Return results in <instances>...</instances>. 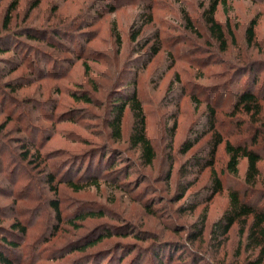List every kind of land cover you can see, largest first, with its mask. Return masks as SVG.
I'll list each match as a JSON object with an SVG mask.
<instances>
[{"label":"rangeland","instance_id":"rangeland-1","mask_svg":"<svg viewBox=\"0 0 264 264\" xmlns=\"http://www.w3.org/2000/svg\"><path fill=\"white\" fill-rule=\"evenodd\" d=\"M13 1L0 0V32L18 36L0 42L1 48H10L0 58L12 57L0 63V226L10 228L20 222L27 234L10 238L21 248L5 250L7 257L16 264H73L76 260L89 264L84 255L96 247L86 253L65 248L96 225L128 223L166 241L164 245H174L171 264H181L179 257L188 260L191 252L212 260H255L258 251L241 246L238 227L222 246L208 243L211 225L228 207V191L243 189L247 161L242 160L237 179L224 175V190L213 198L211 169L204 164L194 170L190 167L199 158L205 163L211 159L213 132L201 134L209 105L217 106L215 131L225 140L243 142L248 129L252 134V129L257 132L264 127V111L254 126L249 120L227 114L235 102V92L245 90L248 73L242 71L232 85L225 86L241 65L264 62V0H227V10L219 7L215 18L230 43L227 52H222L210 35L204 16L209 0H18L10 24L4 28ZM150 15L152 22L145 24ZM253 20L257 23L255 40L248 46L246 31ZM139 28L142 32L134 41L132 34ZM58 32V47H53V36ZM43 69L44 79L30 77ZM252 76L264 81V67L258 66ZM8 81H12V88L6 87ZM256 87L257 92L264 84ZM84 93L91 97V103L81 99ZM133 93L141 102L146 136L156 152L150 166L142 159L140 147L130 144L134 115L129 105L123 116L121 141L112 137L108 126L113 100ZM262 104L264 109V101ZM26 135L27 145L31 143L41 152L32 162L33 148H28L27 160L22 152ZM188 137L200 140L191 151L182 153ZM103 145L119 149L109 158L116 163L114 171L109 164H100L98 151ZM260 148L264 154V141ZM228 159L222 144L214 165L218 174L226 170ZM38 162L42 163L40 168ZM186 167L192 172L189 176L184 174ZM85 168L93 176L86 177ZM260 168L256 187L262 189L264 160ZM48 173L57 177L56 198L66 216L57 233L53 232L55 214L47 200L53 197L46 183ZM62 176L84 182L100 177V181L97 185L86 183L88 187L75 192L60 182ZM189 182L193 186L179 201ZM80 208L83 213L85 209H100L106 215L69 224V216ZM204 215L206 233L203 238L190 239L187 230ZM182 227L187 230L182 231ZM114 241L116 237L98 247H109ZM125 257L127 254L120 255L124 261ZM151 257L144 256L139 264H151Z\"/></svg>","mask_w":264,"mask_h":264},{"label":"trees","instance_id":"trees-1","mask_svg":"<svg viewBox=\"0 0 264 264\" xmlns=\"http://www.w3.org/2000/svg\"><path fill=\"white\" fill-rule=\"evenodd\" d=\"M19 4L18 0H14L9 8L7 9V13L4 18L3 26L4 28H7L11 21V15L16 10L17 6ZM38 5H35L37 7ZM222 6L223 9L227 10V0H209V6L205 10L204 16L206 18V22L209 27L210 35L217 41V43L220 45L222 52H227L230 43H228L226 32L224 31V28L221 23H219L216 20V14L219 10V7ZM34 7V8H35ZM149 8V7H148ZM152 17L151 15L148 17V20L146 23H151ZM256 21L253 20L246 31V39L248 46H251L255 40V28H256ZM57 30V29H56ZM26 31L30 35L31 38H33V34L30 33L29 28H26ZM60 32V31H59ZM59 32L54 34L53 41L54 45L56 46L55 40H59ZM114 32H117V28L114 29ZM142 32V28L136 29V31L132 34V38L134 41L138 39ZM230 35L232 33L230 32ZM23 36V35H22ZM233 36V35H232ZM59 37V38H58ZM13 38L17 39L18 36L16 34L12 33H1L0 32V42L4 40H14ZM116 38L120 41L121 37L119 34L116 35ZM144 48V47H143ZM157 49V48H155ZM9 49L1 48L0 47V54H5L9 52ZM159 50V49H157ZM159 51L155 50L154 54H158ZM37 57H41L37 54ZM11 58V59H10ZM12 57L7 58H0V63L2 62H8L11 61ZM52 64V68L55 69V66L57 65L55 60H50ZM83 65L87 71L90 70L89 65L86 63V61H83ZM258 66L264 67L263 61H250L246 65H241L237 70H235V75L232 80L229 81V83L225 84L226 87L229 85H232L235 80L238 78L239 74L242 71H245L248 73L249 77L245 81L244 84V91L241 92H235V102L233 103V106L231 110L227 113L232 118H244L246 120H249L254 126L255 123H258L259 119L263 118V101H264V88L259 89L256 92V86L257 83L264 84V81L259 80L258 78H251L252 73L255 72L258 68ZM18 66L16 65L14 69L10 72L11 74L15 73ZM45 69L38 71V76H44V77H38V76H30V77H36V79H44L45 73H43ZM52 75L55 74V72L52 71ZM251 74V75H250ZM47 75V72H46ZM50 78H52L49 75ZM47 77V78H49ZM39 80V79H38ZM12 81H8L5 83L7 88H12ZM260 92V93H259ZM81 99H84L86 102L91 103L92 99L87 94L84 93L83 97ZM113 106L111 115L113 117L108 121V126L111 129V135L116 141H121L122 135H123V127H122V121L124 113L127 109V106H130V109L133 112L134 115V126L132 129V133L130 135V144L132 147H140L142 159L144 160L145 164L152 165L155 158H156V152L154 149L153 144L146 136L145 131V118L144 113L142 109L141 102L139 101L137 94L133 93V95H126L122 94L119 95L118 99L113 100ZM36 111V110H35ZM206 125L204 131H202V136L205 134L211 133L212 139H211V152L209 154L210 161H207L205 163L204 158H199L196 160L194 165H191V170L195 169V166H200L204 164L206 168H210L212 171V193L211 197L216 196L217 194L221 193L223 189V178L224 175H228L229 177H233L235 179L238 178L240 175V164L242 160L247 161V168L245 171L244 179L242 181L243 183V189H237V190H230L228 191V197H229V204L227 209L223 212V214L211 225V228L209 230V238L210 241L208 242L212 246L220 247L222 246L229 238V234L233 230L234 227L239 228V236L242 238L241 246L244 247V249L248 250H255L258 251L257 256L255 257V260L253 261H245V262H232V261H225L224 259H207L206 255H203L199 252H191L193 255L190 256V258L183 259L182 257L177 258V260L181 261V264H264V188L259 189L257 188V183L259 181L260 175H261V168L260 164L264 160V154L260 148L262 142L264 141V127L260 126L257 132H255L252 129V134L250 133L249 129L246 133L245 140L243 142H232L230 139L225 140L222 133L215 131V127L218 120V111L217 106L209 105L207 108V117H205ZM12 121V119L8 120ZM207 126V127H206ZM5 125H1V129H4ZM6 137L8 135H5ZM28 135L23 137V154L24 159L27 160L29 158L28 148H33L30 150H34V155L30 159V162H32L34 159L33 157L38 156V158L41 156V152L38 148H36L35 145H31L29 143L27 145V142L25 138H27ZM32 136V135H31ZM191 137V136H189ZM187 138V141L183 144L182 153H188L191 151L197 143L199 142L200 138L198 137L195 141L193 139ZM37 138V136H36ZM224 144L225 145V152L229 156L226 170L222 171L220 174L214 169V165L217 160V153L219 147ZM100 151H98V154H100V164L103 166L105 164H109L113 169H115L116 163H113L112 159L110 161V155H112L113 151L118 152L119 149H116L109 145H103L101 146ZM2 150V148L0 149ZM96 150V149H91ZM90 152V151H89ZM96 152V151H94ZM103 152V154H101ZM97 154V152H96ZM189 162V161H188ZM92 163H95L92 161ZM42 163L38 162V167H41ZM188 164V163H187ZM45 168V167H44ZM91 168V167H90ZM93 169V167L91 168ZM86 170V177L93 176L89 175L87 173L88 168H85ZM191 170L186 167V170L184 171V174L186 176H189L192 172ZM56 175L54 173H48L46 183L47 186L50 187V192L53 193V197H49L48 203L51 207V209L54 211L55 214V220L57 221L54 225L53 232L57 233L59 230V226L62 222H66V216L63 214V209L61 207V201L57 199L56 197L59 194L58 190V182L56 181ZM62 183H65L68 187L72 188L75 192H79L84 190L86 187H88V184L91 183L92 185H97L100 181V177L93 178L91 181H80V180H68L66 177H61ZM192 183L189 182L185 186V190H183L182 196L179 197V201L184 199L187 189L192 187ZM122 188V187H121ZM212 197V198H213ZM87 203V202H86ZM81 203V204H86ZM88 208V207H87ZM82 208L79 209L78 213H75L73 216H69V224H76L78 221L85 220L87 218H102L106 214L103 210L100 209H85V213L81 211ZM182 209V206L180 207ZM4 212V211H3ZM153 214V213H152ZM3 215H0V218H2ZM200 222L198 224H193L190 226L189 230L187 228L182 227V231L187 230V235L192 240H197L200 238H203L204 234L207 230V220L206 215L203 216ZM95 229L88 231L86 234H84L82 237H79L76 241L70 243L65 249L68 250V248H73L74 251H81L83 253H86L88 248L96 247L93 251H90L87 253V255H84L83 257L85 259H89V264H93L94 262L98 261H106V264H139L141 260L144 258V256H148L152 254L151 257V264H168L172 263L174 258V251L173 247L174 245H164L166 244V241L161 240L159 237H155L152 233H150L147 230H140L139 228H136L128 223H122V224H100L96 225L94 227ZM132 228H135L134 230ZM190 229H193L190 231ZM104 230V231H101ZM132 230V233L130 234ZM101 231V232H100ZM26 235L27 234V228L22 226L20 222H14L10 228L2 227L0 226V264H16L17 262L13 261L11 258L7 257L5 250L8 251H16L17 249L21 248V244L18 243V241H14L10 238L18 237V234ZM116 237V241L109 247H98L100 244L104 243L107 239H111ZM126 238H132L133 241H123ZM91 239V241H89ZM11 240V241H10ZM141 242H149L148 245L144 246L141 245ZM172 246V247H171ZM218 249V248H216ZM169 252V253H168ZM216 252H219L217 250ZM121 254H127V257L124 259H120ZM94 257L99 258L98 260H95ZM237 258L238 255H237ZM35 259V257H34ZM82 259V258H81ZM23 261H20L22 263ZM19 264V263H18ZM24 264H29L28 261H26ZM73 264H81L80 260H76Z\"/></svg>","mask_w":264,"mask_h":264}]
</instances>
